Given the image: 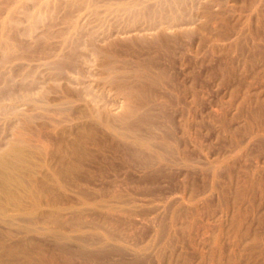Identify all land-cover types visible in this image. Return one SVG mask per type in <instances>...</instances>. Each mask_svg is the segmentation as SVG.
<instances>
[{"label": "bare ground", "instance_id": "bare-ground-1", "mask_svg": "<svg viewBox=\"0 0 264 264\" xmlns=\"http://www.w3.org/2000/svg\"><path fill=\"white\" fill-rule=\"evenodd\" d=\"M8 1L0 67L18 50L3 31L18 7L29 28L47 25L56 6L85 7L95 23L83 12L62 17L53 87L0 89V264H264V97L252 109L246 96L232 111L208 105L197 119L203 108L185 100L177 76L184 55L177 72L164 35L187 26L148 20L134 3L100 11L94 0ZM182 1L155 3L177 18ZM81 43L90 59L73 56ZM204 128L222 150L202 143Z\"/></svg>", "mask_w": 264, "mask_h": 264}, {"label": "rangeland", "instance_id": "rangeland-1", "mask_svg": "<svg viewBox=\"0 0 264 264\" xmlns=\"http://www.w3.org/2000/svg\"><path fill=\"white\" fill-rule=\"evenodd\" d=\"M0 1H2L0 2V5L2 4L0 13H2L6 10V6L10 1ZM27 1L25 0V3ZM94 1L96 3L94 8H97L100 11L104 10L107 6L115 9L120 3H134L140 11L146 14L148 20L160 22L163 26H187V32H184L179 36H176L174 32L170 31L171 28L168 29V32H164V35L169 38L171 44H173L172 49L174 51L173 54H175L173 57L175 63L177 62L173 65V69L177 72L179 71L180 66L178 64L179 55L181 52L184 55L185 74L179 72L177 76L179 77V82L186 86L188 91L187 95H190V97L186 95L189 98L185 96V100H189L190 102L195 100L201 105L200 108H203L201 112L196 111L195 113H192L197 119L200 114H208V105H212L213 107L219 105L221 109L223 106H228L232 111L234 103L238 101L237 104L235 103V107L237 105L239 106V104L242 103V98L245 96L246 98L249 97L248 101H251H249L250 109H252L253 106H256L257 101L263 100L264 0H186L185 3H183V1L181 2L182 4L180 3L179 7L181 14L177 18L171 15L167 10L166 5H157L155 3L156 0ZM29 3L32 5V1L27 2L25 5L31 6ZM67 9L68 8H62V6H56V11L55 8H53V15H50L51 19L54 18L47 23V25L50 26L46 25V21H43L44 23L38 21V23L34 24L31 28L28 27V22L26 23V20L22 18L23 9L21 7H18L13 12V15L17 19L10 22L9 26L3 29V31L9 36L8 38L11 39L10 41H14V43L17 42L20 45L16 43L18 50L13 54L16 58H13L11 55L12 57L5 62L4 66L0 67V89H19L26 87L29 81L34 80H36V83L38 80V84H36L38 86L42 85L47 88L54 86V82L47 77L49 73L54 70L50 66V59L57 51L64 50L59 49L61 48L59 46L60 34L67 29V20H63L62 17H65L66 15L71 19H75L79 12L85 11V7L79 11H77V9H73L74 11ZM257 13L260 15H257ZM42 15L49 16V13L46 10L42 12ZM121 15L122 13L117 12V16ZM83 17V15L80 16L82 21L84 20L83 23H87L88 25H93L95 23L90 14L87 16L86 20L83 19ZM18 18H20L21 21L18 20ZM41 24L42 26H40ZM36 25L38 26L36 27ZM40 27H42V29L45 27L44 30L46 31V35H44V30L42 32ZM234 30L235 32H238L237 35L234 34ZM38 32H40V34ZM37 35L41 36L40 38L42 39L40 40ZM204 37H207L208 39L205 40ZM32 39L36 41H33ZM210 40L216 41V43ZM220 44L224 45V47H220ZM83 45V43L75 45V48L72 51L73 56L79 58V56L83 54L84 57L90 59L89 52L84 49ZM30 46L32 51L28 50ZM22 48H25L26 51ZM38 49L39 51H37ZM29 51L32 57L39 52L37 55L39 58L35 56L32 60ZM161 53H164V50L159 47L152 54L153 57L159 59L160 56L158 55ZM20 57L22 59H20ZM163 59L164 58L159 59L160 64L165 61ZM38 60L39 62H37ZM41 60H44V63ZM2 90H0V94L3 92ZM192 92H195V97L193 99L191 96ZM247 93L249 96H247ZM173 95L174 94H171L170 96L168 95V100L166 98L163 99H166L168 104H171L172 99L174 100ZM255 98H257L256 101ZM156 100H160V98H155L154 102H156ZM231 102L234 103L231 104ZM169 108L170 105H168L167 109ZM169 111L170 109L167 110L166 113H169ZM205 117L206 115L203 118ZM204 126L206 127V123ZM208 131L209 130H206V128L202 130V135H204L202 143L204 145H209L210 149L215 148L217 150H222L223 140H215L213 134ZM0 132H2L1 125ZM254 146L257 147L256 144ZM251 151L255 154L254 149ZM260 156L258 157V161L259 165H262L264 164V155L261 154ZM240 164L249 170V167L247 166H250L251 162H246L245 164L241 161ZM192 175L195 174L192 173ZM162 184L163 183H161V185ZM121 185L124 187L128 186V184L125 183H121ZM164 185L166 187L168 186V183H164ZM103 186H110V184H106L105 182Z\"/></svg>", "mask_w": 264, "mask_h": 264}]
</instances>
